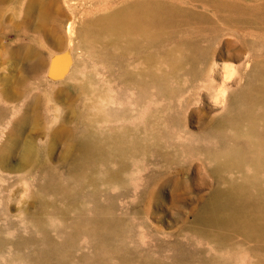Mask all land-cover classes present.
<instances>
[{
  "label": "rangeland",
  "instance_id": "obj_1",
  "mask_svg": "<svg viewBox=\"0 0 264 264\" xmlns=\"http://www.w3.org/2000/svg\"><path fill=\"white\" fill-rule=\"evenodd\" d=\"M94 103L128 135L112 187L67 154ZM239 125L264 147V0H0V264H264V233L197 220Z\"/></svg>",
  "mask_w": 264,
  "mask_h": 264
},
{
  "label": "bare ground",
  "instance_id": "obj_2",
  "mask_svg": "<svg viewBox=\"0 0 264 264\" xmlns=\"http://www.w3.org/2000/svg\"><path fill=\"white\" fill-rule=\"evenodd\" d=\"M33 1L31 0V3ZM127 17H130V15ZM134 21L136 20L132 17L121 18L117 23L112 25L110 30L115 35L127 34L125 39L121 40L127 43L126 49L135 55L143 38L149 37L151 34L142 28L139 30L140 26L136 24L137 21ZM135 25L137 26L136 30L134 28ZM71 34L73 35V33ZM72 40L73 37L71 36L70 41L73 43ZM63 62L61 61V63ZM64 63L66 64L67 61ZM130 65L133 66V62H130ZM155 65L161 67L163 64ZM141 69L137 72L143 74V70H146ZM71 71L70 68L68 73H71ZM192 86L193 88L195 87V85ZM98 100L96 99L95 101ZM104 100L106 101L107 99L103 98L101 101ZM95 103L93 105L94 109L90 111L89 117V123L92 125V128H89L74 144L69 145L67 154L76 166L83 161L93 163L97 161L98 168L94 174L90 175V182L96 186L104 184L107 187H112L122 179V173L121 170L109 167L107 164L113 161L114 154L126 153V137L128 135L123 131L115 134H103V132L99 131V129L102 130V127L97 129L99 126L98 123L104 122L107 119L101 117V111L104 105ZM254 136L255 131L253 125L248 127H244V125L236 126L234 127V137L238 139L246 138L249 149L247 150V148L240 144H231L225 149L210 155V159L214 161L217 169L242 173L238 178L232 179L229 190L223 193L215 192L207 200L197 216L199 222L207 226L223 225L244 228L255 235L264 233V147ZM11 143L13 142L11 141ZM33 151L34 147L32 144L23 142L22 156L24 158L27 159L32 156ZM100 164H103V167Z\"/></svg>",
  "mask_w": 264,
  "mask_h": 264
}]
</instances>
